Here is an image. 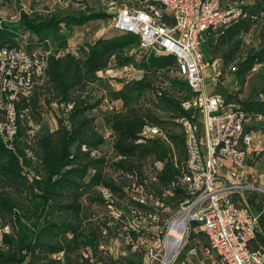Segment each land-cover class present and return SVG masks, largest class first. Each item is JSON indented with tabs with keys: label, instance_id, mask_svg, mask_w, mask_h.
I'll list each match as a JSON object with an SVG mask.
<instances>
[{
	"label": "trees",
	"instance_id": "trees-1",
	"mask_svg": "<svg viewBox=\"0 0 264 264\" xmlns=\"http://www.w3.org/2000/svg\"><path fill=\"white\" fill-rule=\"evenodd\" d=\"M229 2H244L241 16L226 28L208 33L202 52L209 64L220 60L221 76L222 71H230L241 90L254 67L264 68V0ZM82 3L83 9L66 15H28L20 10L15 23L0 22V50L20 47V32L26 35V50L46 40L55 49L65 48L74 28L110 20L102 10ZM253 27L260 28L259 44L248 46L244 37ZM137 47L135 36L116 34L86 43L77 55L51 57L44 84L17 103L14 149L5 148L0 141V228H9L2 235L0 264H143L129 250L118 256L109 252V243L119 229L113 212H127L132 205L124 188L133 178L156 194L182 175L187 154L177 120L196 115H188L182 107L195 94L180 76H172L176 59L141 54L137 61L138 53L130 54ZM112 60L143 75L137 81L120 80V89L109 91L110 102H121V108L105 117V129L111 132L105 139L92 116L103 98L95 101L87 90L101 81L98 73L108 70ZM216 92L238 101L253 117L263 118L248 130L264 127V87L245 100H238L236 93H227L220 85ZM43 96L62 115L56 129L29 138V123L42 124L39 101ZM145 125L158 127L169 143L149 140L136 144ZM108 140L111 157L103 151ZM93 152L99 157H92ZM146 161H151L152 172L144 167ZM155 163L161 168L156 169ZM100 189L107 190L110 198L105 199ZM254 206L261 212L257 236L263 241L264 206Z\"/></svg>",
	"mask_w": 264,
	"mask_h": 264
},
{
	"label": "built area",
	"instance_id": "built-area-1",
	"mask_svg": "<svg viewBox=\"0 0 264 264\" xmlns=\"http://www.w3.org/2000/svg\"><path fill=\"white\" fill-rule=\"evenodd\" d=\"M69 1L81 9L82 1L88 5L94 2L110 16L116 34L135 36L138 47L130 54L174 57L176 75L195 94L193 101L182 107L185 111L192 108L196 116L177 120L183 128L187 154L182 175L156 194L129 177L132 180L124 191L132 205L127 206V212H113L119 229L109 252L118 256L129 250L143 264H264V240L257 236L261 212L254 206H264V172L258 174L254 168L260 159L264 162V127L248 130L263 118L253 117L238 101L216 92L221 61L209 64L202 52L205 36L236 21L244 2ZM18 40L20 47L0 50V141L9 150L14 149L18 133L17 103L44 84L51 57L78 53L68 46L55 49L50 40L26 50V35L21 32ZM125 68V80L142 78V71ZM116 103H108V110H118ZM28 126L29 138L42 129L41 124L30 122ZM103 135L109 139L111 132L105 129ZM149 140L169 143L162 130L145 125L135 143ZM91 155L99 157L98 152ZM154 165L161 168L160 163ZM100 191L105 199L110 198L107 190ZM8 232V227L0 228V244L3 233Z\"/></svg>",
	"mask_w": 264,
	"mask_h": 264
},
{
	"label": "rangeland",
	"instance_id": "rangeland-1",
	"mask_svg": "<svg viewBox=\"0 0 264 264\" xmlns=\"http://www.w3.org/2000/svg\"><path fill=\"white\" fill-rule=\"evenodd\" d=\"M88 6L91 8L97 7L92 1L89 2ZM80 9V7L76 6L75 3L69 0H0V22L15 23L19 18L20 10H23L28 15H31L32 13L42 15L58 13L66 15L68 13L78 12ZM259 32V27H253V29L244 37L246 45H258ZM114 35H116V33L112 30L110 21L91 22L82 27L74 28L68 39L67 46L73 50L79 51V49L86 43H91L98 38L112 37ZM140 58L141 56L139 54L135 55L137 61L140 60ZM127 74L128 71L125 67L117 66L114 60H112L108 70H106L105 73L100 74L101 81L88 86L87 91L95 101L103 98L101 105L92 112V116L96 121V127L101 133L105 132V117L109 115L110 112L108 110V103H110L108 96L109 91L119 90L121 87L119 81L125 79ZM175 75V73L172 74V76ZM219 82L220 86L224 87L227 93H236L238 100H245L251 94L264 87V68L263 66L254 67L248 74L241 90H239V85L234 76L231 75L228 70L222 71V76L220 77ZM205 84H209V79L205 80ZM207 90L209 93L211 92L209 86ZM46 98V96H43L39 101V111L41 112L42 122V129L39 131V135L41 136L56 129L57 119L62 115L61 109L58 108L56 104H47L45 101ZM145 102L147 101L145 100ZM116 107L119 110L121 108V102H117ZM103 151L104 153H107L109 157L112 156L111 141L108 140L104 144ZM144 167L152 172L151 161H146ZM254 168L258 174L264 172L263 160L260 159ZM109 246H113L111 241Z\"/></svg>",
	"mask_w": 264,
	"mask_h": 264
},
{
	"label": "water",
	"instance_id": "water-1",
	"mask_svg": "<svg viewBox=\"0 0 264 264\" xmlns=\"http://www.w3.org/2000/svg\"><path fill=\"white\" fill-rule=\"evenodd\" d=\"M186 112H187L188 115H191L192 112H193V109L192 108H189Z\"/></svg>",
	"mask_w": 264,
	"mask_h": 264
},
{
	"label": "crops",
	"instance_id": "crops-1",
	"mask_svg": "<svg viewBox=\"0 0 264 264\" xmlns=\"http://www.w3.org/2000/svg\"><path fill=\"white\" fill-rule=\"evenodd\" d=\"M116 105H117V103H116Z\"/></svg>",
	"mask_w": 264,
	"mask_h": 264
}]
</instances>
